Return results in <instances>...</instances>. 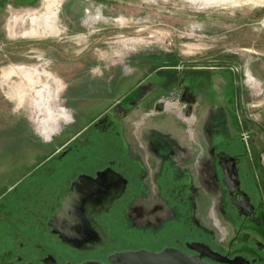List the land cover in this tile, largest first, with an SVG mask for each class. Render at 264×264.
<instances>
[{"label": "flooded vegetation", "instance_id": "af4514ba", "mask_svg": "<svg viewBox=\"0 0 264 264\" xmlns=\"http://www.w3.org/2000/svg\"><path fill=\"white\" fill-rule=\"evenodd\" d=\"M157 78L155 89L136 86L47 158L61 162L65 179L54 178L44 161L0 193V264H109L117 253L168 248L209 264H264V150L244 136L233 108L221 106L227 87L216 91L202 75L180 76L167 92L174 82ZM167 99L180 105L171 129L177 134L169 133ZM180 119L195 126L205 154L198 162L183 155ZM200 191L216 197L212 216L224 238L217 224L200 221ZM69 197L68 217L59 219ZM120 231L124 241L155 243L172 233L171 244L111 250Z\"/></svg>", "mask_w": 264, "mask_h": 264}, {"label": "rangeland", "instance_id": "374dc122", "mask_svg": "<svg viewBox=\"0 0 264 264\" xmlns=\"http://www.w3.org/2000/svg\"><path fill=\"white\" fill-rule=\"evenodd\" d=\"M194 75L216 91L227 87L221 106L233 108L244 136L264 150V0H0V193L44 161L65 179L61 162L47 159L50 150L136 86L151 91L166 77L171 92L180 76ZM166 101L169 133L177 134L180 105ZM179 126L183 155L202 160L195 126L181 119ZM194 199L200 221L219 227L216 197L200 191ZM171 234L157 243L121 237L111 250L171 244Z\"/></svg>", "mask_w": 264, "mask_h": 264}, {"label": "water", "instance_id": "95a60500", "mask_svg": "<svg viewBox=\"0 0 264 264\" xmlns=\"http://www.w3.org/2000/svg\"><path fill=\"white\" fill-rule=\"evenodd\" d=\"M71 203V197L63 202V208L60 210L59 219H66L69 214L68 206ZM197 250L204 252L206 249L202 245H197ZM208 250V249H206ZM236 260L233 261V263ZM85 264H102L98 262H89ZM109 264H209L202 260L201 256L190 257L183 252L168 248L162 252L155 253L146 250L136 252H123L114 254L109 258Z\"/></svg>", "mask_w": 264, "mask_h": 264}, {"label": "crops", "instance_id": "0c3cea01", "mask_svg": "<svg viewBox=\"0 0 264 264\" xmlns=\"http://www.w3.org/2000/svg\"><path fill=\"white\" fill-rule=\"evenodd\" d=\"M60 148H61V147H57V146H55L52 150H50V153H51V154H54V153H56Z\"/></svg>", "mask_w": 264, "mask_h": 264}, {"label": "bare ground", "instance_id": "6f19581e", "mask_svg": "<svg viewBox=\"0 0 264 264\" xmlns=\"http://www.w3.org/2000/svg\"><path fill=\"white\" fill-rule=\"evenodd\" d=\"M51 83H52L53 85L56 84V83H53V81H51ZM171 107H172V106H168L167 109H168V108H171ZM96 187H97V186H96Z\"/></svg>", "mask_w": 264, "mask_h": 264}]
</instances>
